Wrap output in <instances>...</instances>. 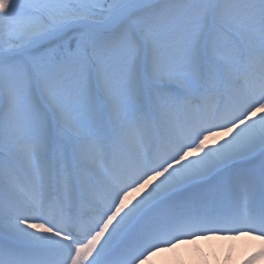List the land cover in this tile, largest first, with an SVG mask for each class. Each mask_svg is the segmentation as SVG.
I'll list each match as a JSON object with an SVG mask.
<instances>
[{
    "label": "snow or ice",
    "instance_id": "6c2138e0",
    "mask_svg": "<svg viewBox=\"0 0 264 264\" xmlns=\"http://www.w3.org/2000/svg\"><path fill=\"white\" fill-rule=\"evenodd\" d=\"M233 242L264 261V0H0V264Z\"/></svg>",
    "mask_w": 264,
    "mask_h": 264
},
{
    "label": "bare ground",
    "instance_id": "6f19581e",
    "mask_svg": "<svg viewBox=\"0 0 264 264\" xmlns=\"http://www.w3.org/2000/svg\"><path fill=\"white\" fill-rule=\"evenodd\" d=\"M204 242H198L196 247H200L201 251L205 253V256L208 255L207 251H205V247L203 246ZM186 247L192 248V252L195 254V247L192 245H186ZM231 248V255H229V248L225 247L222 249L223 257L228 258V264H235L236 261L239 262V264H243V260L240 259V256L243 254V250L237 248L235 246V242H233L231 245H229ZM256 248H259V241L256 242ZM255 250V249H253ZM167 255L171 256V253H167ZM196 259L199 260L198 254L196 255ZM219 261V264H225V259L221 256H214L212 259L209 260V264H216V262ZM260 264H264V261H261Z\"/></svg>",
    "mask_w": 264,
    "mask_h": 264
},
{
    "label": "clouds",
    "instance_id": "9594fccd",
    "mask_svg": "<svg viewBox=\"0 0 264 264\" xmlns=\"http://www.w3.org/2000/svg\"><path fill=\"white\" fill-rule=\"evenodd\" d=\"M250 251H251V250H250ZM235 264H239V262H238V261H236V262H235Z\"/></svg>",
    "mask_w": 264,
    "mask_h": 264
}]
</instances>
